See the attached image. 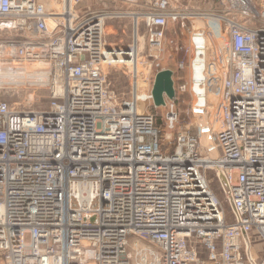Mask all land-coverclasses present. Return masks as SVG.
Segmentation results:
<instances>
[{
    "label": "built area",
    "instance_id": "built-area-1",
    "mask_svg": "<svg viewBox=\"0 0 264 264\" xmlns=\"http://www.w3.org/2000/svg\"><path fill=\"white\" fill-rule=\"evenodd\" d=\"M107 1L112 8L0 0L9 37L1 54L13 40L17 56L42 61L51 78L42 109L0 100V264H264V0ZM115 20L133 42L144 40V76L133 45L107 40ZM170 22L188 28L194 120L179 125L182 83L164 96L171 148L150 110V73ZM195 22L205 39L198 61ZM194 62L203 66L201 105L191 90ZM108 68L124 69L126 94L113 89ZM208 97L219 99L214 116Z\"/></svg>",
    "mask_w": 264,
    "mask_h": 264
},
{
    "label": "rangeland",
    "instance_id": "rangeland-1",
    "mask_svg": "<svg viewBox=\"0 0 264 264\" xmlns=\"http://www.w3.org/2000/svg\"><path fill=\"white\" fill-rule=\"evenodd\" d=\"M52 1V0H51ZM54 1V0H53ZM183 6H201L203 4L202 0H176ZM204 5L211 6L214 3V0H204ZM51 4V5H50ZM53 5V6H52ZM103 5H108L110 8L111 4L107 0H85L83 3V8L87 9H98L102 8ZM48 8L57 7L56 3H48ZM109 27L106 28V32H108L109 36L107 40L113 43H117L118 45H133L134 50L137 52V59L139 61V69L145 70L148 66V62L146 60L147 49L144 45V40L139 39L138 43L132 41V30L124 21H110L108 22ZM8 35L4 30H0V41L8 42ZM205 40V39H204ZM13 40H10L9 45L6 47L5 52L0 55V66L4 67L5 65H21V64H36L40 61H28L22 58H19L16 52V48H13L12 43ZM163 52L161 53L159 64L160 67L158 69H170L173 73V83L174 87H179L180 84H186V91L181 92L177 90V101L176 107L180 112L181 122L180 126H188V124H192L194 120L190 117L191 104H192V96L190 92V71H189V56H190V42H189V33L187 26H180L175 23H169L165 29V36L163 38ZM137 61V63H138ZM44 66L43 62L41 61ZM155 67H152L150 73V80L154 77V74L158 70ZM108 74V80L113 85V89L120 94L121 96L126 94V90L128 87L127 77L123 74V68H108L106 69ZM144 76V71L142 75ZM199 74H196V77ZM45 84L42 85H31L21 83L19 85L15 84V80H10L3 82L0 85V100L7 101L11 106L19 108V109H32L39 110L44 108L49 102V98L51 97V78L50 75L43 76ZM152 77V78H151ZM199 78V77H197ZM10 82V83H9ZM14 82V83H13ZM3 88V89H1ZM142 90H148L142 89ZM32 100V102H30ZM219 100V99H218ZM218 100H213L212 97H208V101H211V108L206 111V114L214 116L215 107ZM30 102V103H29ZM148 104H146V107ZM150 110L154 112L157 116L156 124L161 129L160 140H163L165 146L171 148L173 144L175 132H173L170 140H164L166 129L164 127L163 118L166 108L164 106L154 107L151 106ZM211 142V141H210ZM207 177L210 181V186L215 194L218 196L221 201H223V207L225 211H228V205L224 202L223 194L220 189V185L218 179L216 178L213 171L207 172ZM28 240V238H26Z\"/></svg>",
    "mask_w": 264,
    "mask_h": 264
},
{
    "label": "water",
    "instance_id": "water-1",
    "mask_svg": "<svg viewBox=\"0 0 264 264\" xmlns=\"http://www.w3.org/2000/svg\"><path fill=\"white\" fill-rule=\"evenodd\" d=\"M202 27L201 22H195V27L193 30V35L191 36V42L195 46V59L194 61H198V54L203 52V49L198 50L197 46H203L204 42L202 41V36L198 34L199 29ZM203 66L201 63H193L192 64V87L191 90L199 96L200 105L203 103V90L199 88L201 84ZM196 74H199V78L196 77ZM172 71L170 69H163L158 71L154 76V81L152 85V97L153 103L156 107L164 106V96L169 99H172L175 95L174 83L172 79ZM196 116H202L203 121L200 122L202 126L206 123V117L202 114L201 109H194ZM210 154L213 158H215V151L213 149L210 150Z\"/></svg>",
    "mask_w": 264,
    "mask_h": 264
},
{
    "label": "bare ground",
    "instance_id": "bare-ground-1",
    "mask_svg": "<svg viewBox=\"0 0 264 264\" xmlns=\"http://www.w3.org/2000/svg\"><path fill=\"white\" fill-rule=\"evenodd\" d=\"M202 41L204 42V39H202ZM197 48H198V50H201V48L203 49V47L201 45L197 46ZM136 53H135V51H133V57L135 56ZM0 54H1V52H0ZM115 61L116 60H112L113 63H115ZM132 62L134 63V60ZM195 63L196 62H194V64ZM139 64H141V63H139V61H138V63H137L138 74L141 76L143 71L145 73V67H143L144 68L143 70H140ZM47 74H49V70L47 69V66H45V64H44V66L42 65L41 61L39 62V64L36 63V64H32V65H28V64L9 65L8 64V65H5L4 67L0 66V85L3 84V82L15 80L16 85H19L21 83H25V84L27 83V84H31V85L33 84V85L39 86V85L45 84L43 76H45V75L47 76ZM1 89H3V88H1ZM30 102H32V100ZM209 129H211V128H209ZM208 135H209V133L205 132L203 140H205L206 145L208 147H211L212 144L209 140L210 137Z\"/></svg>",
    "mask_w": 264,
    "mask_h": 264
}]
</instances>
